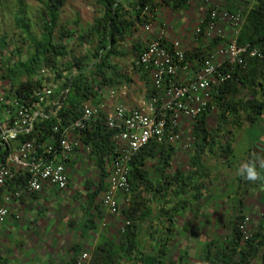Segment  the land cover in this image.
<instances>
[{"label":"trees","instance_id":"1","mask_svg":"<svg viewBox=\"0 0 264 264\" xmlns=\"http://www.w3.org/2000/svg\"><path fill=\"white\" fill-rule=\"evenodd\" d=\"M68 1H41V7L36 16L38 36L33 33L29 19L24 17L22 7L16 11L14 28L24 39V49L20 45H15L14 51L8 52L7 36L0 38V53L5 52L9 56L6 63L0 62V81L9 86L7 101L10 103L21 102L24 106L34 110L35 100L32 95L34 91L42 87L43 82L39 77L42 69L52 71L56 81L63 79L62 82L60 81L59 91L52 99L53 103L44 110L43 115L46 118L37 117L34 120L32 131L18 137L17 142L19 143L33 139L38 142L45 140L54 142L52 133L54 126H63L77 120L86 105L99 109L101 94L105 89H118L129 83V79L117 69L112 60L120 58L119 47L130 37L133 29L138 25L148 26L152 23L157 5L170 6L175 10L192 0H159V2L156 0H91L98 8L100 15L94 19L85 35L76 36L75 40L79 47L87 44L91 49L89 53L78 56H74L69 50L66 39L73 35L62 26L60 21V12ZM123 1H128L131 5L130 21L126 19L127 12L122 7ZM214 6L208 7L205 19L208 18ZM216 7L221 8V6ZM223 10L230 14L235 12L234 9ZM242 12L243 22L235 28L236 32L234 30L232 32L237 46L250 45L264 50V0L250 1ZM220 44H224L223 40L214 39L207 44L203 53L191 54L187 61L195 62L196 67L192 66L193 71H197L204 57ZM144 49L145 47L141 44H132L130 50L134 60ZM63 62L66 64H62ZM63 66L64 72L75 73L63 78L61 74ZM133 70L147 78L146 74L134 65V62ZM145 80L148 84L146 86V97L148 98L154 94V89L149 78ZM239 92H245L247 98L239 99ZM263 100L264 61L249 60L244 68L233 71V78L217 90L206 112L197 118L191 134L194 139L192 150L195 156L190 159L189 164L193 170L187 174L176 170L171 177L168 176L167 169L172 160L173 145L150 143L140 149L127 165L129 193L120 196L122 202H125L122 214L125 216L127 225H124L122 232L120 230L117 241L110 240L103 235L99 236L89 264H119L120 261L129 264H184L186 255L179 257L177 261L168 259L170 231L167 229L160 233L154 230L153 234L148 237L155 244L151 250H146L142 241L143 234L139 230L140 224H152L151 219L154 217L157 224L162 218L172 223L179 212L188 209L191 203L200 200L202 185L195 181L205 176V173L200 170L198 161L204 150L208 148V139L213 140L214 138L211 134L213 130L209 128L208 123L211 112L213 110L217 112L216 131H222L229 126L239 129L242 124L239 116H247L244 122L251 126L262 115ZM6 109L13 110L14 108L13 105L3 102L0 105V111L4 112ZM226 115L235 116L237 120L230 122ZM106 118L107 114L100 110L95 121L85 131L76 135L82 146L89 150L99 170L98 181L94 187H85L89 192L86 197L89 211L94 209L97 213L95 217H90L89 212L85 211L86 218L83 228L88 230H95V220L101 215L102 210L96 202L97 198L108 190V169L117 149L112 139V132L107 129ZM5 154L6 151L0 147V161H3ZM150 159L156 160L153 179L148 177L146 171ZM25 182L24 174L14 172L7 188L8 190L20 188ZM1 194L0 190V196ZM146 196L150 199L148 200ZM189 196H192L191 201L187 198ZM160 197L165 200L170 197L168 201L171 204L170 208L161 209V205L157 203L158 201L156 202ZM178 198L179 200L175 201ZM121 200L119 202L120 212ZM155 203L159 208H153ZM240 207V203L236 204V213L227 225V240L219 242L218 239H211L201 246V264H250L258 256L262 257V264H264V214L262 223L258 227L259 230L244 239L240 227L245 220L239 214ZM147 228L150 229L151 226ZM74 262L75 260L72 259L67 264H74Z\"/></svg>","mask_w":264,"mask_h":264},{"label":"built area","instance_id":"2","mask_svg":"<svg viewBox=\"0 0 264 264\" xmlns=\"http://www.w3.org/2000/svg\"><path fill=\"white\" fill-rule=\"evenodd\" d=\"M214 7L208 18L194 28L193 36L208 43L214 39L223 40L224 44L206 55L197 71L192 70L179 42L167 44L162 33L152 36L134 60V65L149 77L154 94L137 107L117 104L106 113V126L112 132L117 149L101 206L112 217L120 214L119 196L129 193L127 165L132 157L150 143L179 145L192 151V128L197 118L206 112L213 95L233 78L235 69L244 68L249 60L264 61V50L250 45L237 46L232 35L243 22V12L230 14ZM227 27L232 32L226 36ZM149 29V25L145 26L146 34L150 33ZM39 77L43 84L41 89L33 92L34 110L21 102H9L8 105H13L14 109H6L0 116V147L6 151L0 163V223L9 216L11 203L23 195L38 194L47 187L58 191L66 189L69 182L67 166L77 148L76 135L95 121L101 108L93 109L86 105L77 120L54 126V142L33 139L19 143L18 137L32 131L37 117L46 118L44 110L53 103L52 99L60 88L52 71L42 69ZM101 111L104 110L101 108ZM14 143L16 146L12 149ZM14 172L24 174L26 182L20 188L8 190L7 185ZM74 264H89L88 254L80 255Z\"/></svg>","mask_w":264,"mask_h":264},{"label":"rangeland","instance_id":"3","mask_svg":"<svg viewBox=\"0 0 264 264\" xmlns=\"http://www.w3.org/2000/svg\"><path fill=\"white\" fill-rule=\"evenodd\" d=\"M41 1L43 0H0V38L2 36H7L8 52H13L15 45H20V47L22 46L21 48L23 49L25 48V45H23L25 44L24 39L21 37L19 31L14 28V17L17 13L16 11L20 7H22V9L24 10V17L26 19H29L33 33L37 36L39 35L36 16L38 11L40 10ZM250 1L252 0H204L203 5L205 6L206 10H208L209 6L215 5L221 6V8L223 9H234L236 12L244 10V7H247V4ZM156 2H159V0H156ZM159 7V5H157L156 7V11L158 12ZM163 12L166 13V15L170 14L168 10H163ZM155 13L156 12H154V14ZM99 15L100 13L98 8H96L91 0H69L62 8L60 12V21L62 26L67 28V30L73 35L72 37L66 39V43L68 44L69 50L72 51V54L74 56L87 54L91 50L87 44L79 47L75 38L76 36H78V34L85 35L88 32L89 27L93 24L94 19ZM149 15L151 16V14ZM154 18L155 17H152V23L148 24L150 26V33L148 32L149 35H151V33L155 30L153 25H157L155 24ZM159 25L162 26V24ZM144 29L145 25H138L136 27L135 36L137 40L141 37H145L148 34H146ZM126 53L127 52L124 49V54ZM8 58L9 56L5 52L0 53V62L6 63ZM68 59L69 58H67V60ZM133 62L134 59L130 61L129 58L122 60H112V63L117 67H119V65H121V67H124L123 64H126L127 68H129V75L132 80H134L133 84L130 87L134 91L138 92V98H141L144 97L145 93L143 92V89L138 90L137 88V83L140 82L141 79L132 68ZM8 91V84L0 81V104H2L3 102H7L9 93ZM103 93H106V97L111 96L108 90H104ZM238 98L245 100L247 98L245 92H239ZM108 104L111 103L108 102ZM104 112L107 113L108 111L104 110ZM216 113V110H213L211 112V120L209 122L210 129L213 128V116H215ZM243 131H247L250 136L244 137L242 140L243 142L238 145V149L240 151L244 149V145H246L248 138L255 147L256 145H258L257 147L264 148V108L262 112V119H260L259 122L253 123L250 128L243 129ZM254 146H251L250 151L254 149ZM190 155L191 151L184 150L179 145L174 146L172 160L170 162L169 168L167 169L168 176L171 177L176 170H178L182 174H187L188 172H190L192 170L189 164ZM74 156L76 158V163L74 167H69V177L71 179L69 180L66 189L54 194L53 196H50L49 198L51 204L57 201L56 203L62 206L55 211L56 218L54 217L50 222L48 231L50 237H48L46 242H42L40 244L34 243L35 245H38V247L40 246L43 248H51V254L53 256L57 255V257L61 258V260L58 258L55 259V263H66L65 261H68L69 259L75 260L84 253L88 254L90 262L93 251L95 249V244L97 243L99 236L104 235L110 240L117 241L119 239L120 230L126 222L125 216L122 214L125 202L123 203L121 200V212L117 217L111 218L106 214H104L103 216V212H101L100 217L95 220V230H88L83 228V223L86 218L85 209L88 204L86 197L87 193H89L86 191L85 187H94V185L98 181L99 170L95 165L94 160L89 154V150L87 148L82 146L79 150H77ZM154 166H156V160L150 159L146 167V171L150 179H153L154 176ZM108 170H110V166ZM70 173L72 175H70ZM222 176V171L220 173H215L212 175V177L214 178L212 179V185L204 188L205 197L200 202L194 205V207L197 208L196 211L198 210L196 214L193 215L195 217V222L197 223L195 233L191 235L190 233L188 235H181L179 232L182 227H185L187 225V222L189 221L188 219L191 217L190 214L186 216L187 219H180L179 217H177L172 223H169L165 221L164 218H162L157 224L154 217L151 219L153 222L152 224H140L139 230L143 234L142 241L144 244V248L146 250H151L154 246L155 243L148 237L150 234H153L154 230H157L160 233L167 229L170 231L167 248L169 257L168 259L177 261L182 254H185L186 260L184 264H201L200 248L205 242H208L211 239H218L219 242H223L225 239L227 240V225L232 217L230 208H232V206L236 207V204H238L237 194H240V191L243 187H238L239 183L236 181H227L228 185L223 186L222 183L226 181L221 179ZM233 183H235L234 185L236 186H234ZM225 194H230L229 202L224 201L223 197L225 196ZM102 197L103 195L97 198L96 204L99 208L101 207ZM209 197H211L210 200L208 199ZM22 198L17 201L14 200L9 207V211L10 208L14 209L15 207L14 210H16L17 207H20L22 204ZM146 198L148 200L150 199L149 196H146ZM168 200H170V197H167L166 200L160 197L158 200H156V202L158 201L157 203H159L162 207H167L166 202ZM248 204L251 206V209L253 211L249 209L248 212L247 209L246 212L244 211L242 214V217L245 220L244 228L242 230L244 232V237H250L255 233L256 228H258V222H260V218L262 217L261 215L264 212L263 201H257ZM254 207L257 208V210ZM153 208L157 209L159 207L153 204ZM17 210L19 211V209ZM17 212H15L14 214L9 213V216L6 220L11 219L12 221H14V223L17 222L19 220V217L17 218V216H19V213ZM91 212V215H94L95 212L93 209L91 210ZM63 215H66L65 219ZM15 216L18 220L15 218ZM206 225L208 226L204 228V226ZM148 226H151V228L148 229ZM13 238H17V236L14 235ZM5 239L7 240L8 237L5 236L0 238V246L1 244L2 246H8L7 243H5ZM64 252H67V254H65ZM6 253L7 252L4 249L0 250V264H24L25 260H15V258H11L10 256L8 257V253ZM62 253L65 255H63ZM68 255H71V258H68ZM51 262H53L54 264L53 260ZM259 263L260 260H256L250 264ZM119 264L129 263L120 261Z\"/></svg>","mask_w":264,"mask_h":264},{"label":"crops","instance_id":"4","mask_svg":"<svg viewBox=\"0 0 264 264\" xmlns=\"http://www.w3.org/2000/svg\"><path fill=\"white\" fill-rule=\"evenodd\" d=\"M204 0H192L190 2H187L185 5H182L178 7L177 9H172L170 6H160L159 12L155 10L154 14V20L155 24L154 31L151 33V35H146L145 37H141L140 39H136V28L133 29L131 32L130 37H128L119 47V51L121 53L120 58L115 59H126L129 58L130 61L134 59L133 55L131 54L130 47L133 43L141 44L143 47H145L146 42L149 40L150 37L163 34L165 42L171 43V42H179L182 49L185 52V55L188 59V57H191V54L197 55L198 52H204L205 48L208 44V42L204 41L201 38H197L193 36V30L197 26V24L204 20L207 14V10L205 6L203 5ZM245 6V5H244ZM243 6V7H244ZM125 12H127V20L130 21V16L132 15L131 11V5L128 1H123L122 5ZM163 10H168L170 12L169 15H166V13L163 12ZM158 22H157V21ZM159 24H162L160 26ZM159 25V26H158ZM226 36L232 32V29L230 27L226 28ZM231 31V32H230ZM221 45V44H220ZM219 45V46H220ZM218 47V46H217ZM216 47V48H217ZM215 48V49H216ZM124 49L127 52L124 54ZM188 55V56H187ZM205 56V55H204ZM191 67L195 65V62L189 60ZM62 64H66V62H63ZM129 64V62H128ZM201 64V63H199ZM124 67H117V69L126 75V77L129 79V83L126 85L121 86L118 89H112L108 90L105 89V91H109L111 96L106 97V93L101 95L99 107H101L103 110H107L108 113L112 111V109L117 104H125L131 108L137 107L142 104L143 101H145L146 97V89L148 86L147 78L142 77L139 73H137L138 77L141 79L140 82L137 83L138 90L143 89V92L145 93L144 97L138 98V92L134 91L130 86L133 84L132 78L129 75V68H127L126 64H123ZM200 66V65H199ZM133 68V67H132ZM62 77H67L73 73L68 74L67 72H64V66L62 67ZM193 70V69H192ZM63 79L57 81L60 85V81L62 82ZM143 80V82H142ZM150 81V80H149ZM151 83V82H150ZM147 84V85H146ZM144 85V86H143ZM144 87V88H143ZM259 100V99H258ZM110 102L111 104H108ZM5 104H8L9 101L4 102ZM1 105V104H0ZM100 108V110H101ZM0 116L2 117V112L0 111ZM211 117V116H210ZM209 117L208 123L210 122L211 118ZM213 128L212 135L213 140L208 139V148L204 150L202 153L198 164L201 167L200 170H202L205 173L204 177H200L198 181H195L199 183V185H202V195L199 201L191 203L188 209H184L183 211L179 212V214L176 216L180 219L186 218L188 214L191 215V217L188 219L187 225L185 227H182L179 232L181 235H188L190 233H195L197 223L195 222V217L193 216L196 214V209L194 207L195 204L200 202L205 196H204V188L209 187L212 185V177L213 174L223 172L222 180L226 181L223 182V186H227L228 182L236 181L238 182V187L243 186L240 194H237V201L241 204V211L239 214H243V212L248 209L253 211L251 209V206L248 203L252 202H264V148L256 147L253 145L252 142H250V139L248 138V141L246 145H244V149L240 151L238 149V145L241 144L244 137L250 136L247 131H243V129L250 128L251 126H248L244 121L246 120L245 115L239 116V121L242 122L240 125V128L237 129L236 127L229 126L222 131H216L217 129V116H213ZM226 118L230 122H234L237 120L235 116L226 115ZM260 119H262V115L256 119L255 122H259ZM3 120V119H2ZM239 131V132H238ZM216 136V137H215ZM77 148L75 152L71 155L69 164L67 166V170L69 173V169L74 167L76 163V158L74 154L82 147L81 141L77 138ZM16 144H12L11 148L15 149ZM251 146H254V149L251 150ZM195 156V152L192 150L190 159ZM238 157V158H237ZM189 159V161H190ZM1 163V161H0ZM247 165L250 167L251 172L254 176V178L249 179L247 178V173L243 171L242 166ZM70 167V168H69ZM193 170V169H192ZM70 175H72L70 173ZM71 178L69 177V180ZM242 182V183H241ZM235 183H233L234 185ZM236 186V185H234ZM237 187V188H238ZM61 191H58L55 188H45L41 193L38 194H28L23 195L22 198V204L20 207H17L19 211L17 212L14 207L10 208V214H14L15 212L19 213V220L14 223V221L10 220H4V222L0 223V238L1 237H8V239H5V243H7L8 246H0V250H5L8 255L11 258H15V260H25L24 264H53L51 262L54 261V264H67L68 261L70 262L71 259L68 261H65L66 263H55V259H60V257H57V255L53 256L51 254V248L46 247H38V245H35L34 243H42L46 242L49 234V225L51 220L55 217L56 218V210L59 209L60 205L58 203L54 202L51 204L50 196H53L56 193H59ZM190 201L192 200V196L187 197ZM211 197L208 199L210 200ZM224 201L230 200V194H225L223 197ZM222 198V200H223ZM121 198L119 196V202ZM176 199L175 201H178ZM169 201V200H168ZM166 202L167 207H162L161 209H168L170 208L171 204ZM249 206H247V205ZM158 204L155 203V206ZM160 205V204H159ZM15 206V205H14ZM50 207V208H49ZM255 208V207H254ZM100 209L104 214L108 215L106 212L104 213L102 206ZM257 210V208H255ZM13 210V211H12ZM89 207L86 206L85 211L89 212L90 217H95L97 215L96 211L94 210V215H91V211H89ZM232 212L233 218L234 214L236 213L235 206L230 208ZM189 211V212H187ZM264 214V212H263ZM263 214L261 216H263ZM64 219L66 215H63ZM62 216V217H63ZM110 215H108L109 217ZM111 218H114L110 216ZM8 218V217H7ZM63 219V221H64ZM187 219V218H186ZM230 219V220H231ZM6 221V222H5ZM262 223V217L260 218L259 224ZM162 225V223H161ZM208 225L204 226L207 227ZM259 230V228H256L255 233ZM14 235L17 236V238H13ZM104 236V235H103ZM106 237V236H105ZM107 238V237H106ZM99 240V239H98ZM97 240V242H98ZM30 244V245H28ZM97 244V243H96ZM95 244V246H96ZM11 245V246H9ZM264 250V249H263ZM67 254V252H64ZM37 254V255H36ZM63 254V253H62ZM63 254V255H65ZM185 255V254H182ZM181 255V256H182ZM68 258H71V255H68ZM260 260L259 264H262V257L258 256L254 261ZM253 261V262H254ZM17 263V262H16Z\"/></svg>","mask_w":264,"mask_h":264},{"label":"clouds","instance_id":"5","mask_svg":"<svg viewBox=\"0 0 264 264\" xmlns=\"http://www.w3.org/2000/svg\"><path fill=\"white\" fill-rule=\"evenodd\" d=\"M242 168H243V171L246 172V173L248 174V175H247V178H249V179L254 178V176H253V174H252L251 169H250L249 166L244 165V166H242Z\"/></svg>","mask_w":264,"mask_h":264}]
</instances>
